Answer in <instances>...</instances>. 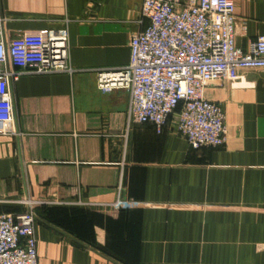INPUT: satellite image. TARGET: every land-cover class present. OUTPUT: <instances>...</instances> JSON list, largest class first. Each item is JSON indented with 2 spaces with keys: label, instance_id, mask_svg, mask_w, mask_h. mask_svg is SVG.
I'll use <instances>...</instances> for the list:
<instances>
[{
  "label": "crops",
  "instance_id": "crops-1",
  "mask_svg": "<svg viewBox=\"0 0 264 264\" xmlns=\"http://www.w3.org/2000/svg\"><path fill=\"white\" fill-rule=\"evenodd\" d=\"M0 8L6 39L68 32L73 71L11 81L17 134L0 132V213L26 209L21 197L40 201L38 264H264V69L207 84L227 138L193 149L176 112L156 133L127 123L126 90L96 87L94 69L128 63L140 0ZM235 14V42L246 49L264 34V0H235Z\"/></svg>",
  "mask_w": 264,
  "mask_h": 264
},
{
  "label": "built area",
  "instance_id": "built-area-1",
  "mask_svg": "<svg viewBox=\"0 0 264 264\" xmlns=\"http://www.w3.org/2000/svg\"><path fill=\"white\" fill-rule=\"evenodd\" d=\"M138 23L143 26L129 38L128 63L94 69L97 89L127 91L128 124L161 133L176 112V129L190 148L224 145V111L204 98V89L214 79L233 84L240 70L264 69V34L246 49L236 44L235 0H140ZM2 24L0 8V132L14 135L11 81L22 73L73 69L65 28L6 39ZM18 202L26 209L0 213V264H38L33 209L40 201Z\"/></svg>",
  "mask_w": 264,
  "mask_h": 264
}]
</instances>
